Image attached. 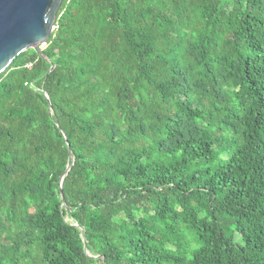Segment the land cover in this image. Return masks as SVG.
<instances>
[{"label":"trees","instance_id":"trees-1","mask_svg":"<svg viewBox=\"0 0 264 264\" xmlns=\"http://www.w3.org/2000/svg\"><path fill=\"white\" fill-rule=\"evenodd\" d=\"M44 53L0 74V264H264V0H64Z\"/></svg>","mask_w":264,"mask_h":264},{"label":"water","instance_id":"water-1","mask_svg":"<svg viewBox=\"0 0 264 264\" xmlns=\"http://www.w3.org/2000/svg\"><path fill=\"white\" fill-rule=\"evenodd\" d=\"M63 1L0 0V74L29 49L49 61L44 49Z\"/></svg>","mask_w":264,"mask_h":264},{"label":"rangeland","instance_id":"rangeland-1","mask_svg":"<svg viewBox=\"0 0 264 264\" xmlns=\"http://www.w3.org/2000/svg\"><path fill=\"white\" fill-rule=\"evenodd\" d=\"M235 239L237 242H241L238 236H236Z\"/></svg>","mask_w":264,"mask_h":264}]
</instances>
